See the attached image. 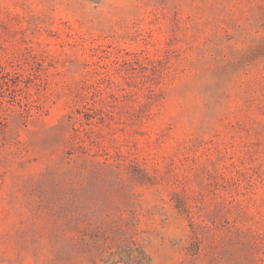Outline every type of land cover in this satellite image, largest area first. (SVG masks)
Instances as JSON below:
<instances>
[{
    "label": "rangeland",
    "instance_id": "rangeland-1",
    "mask_svg": "<svg viewBox=\"0 0 264 264\" xmlns=\"http://www.w3.org/2000/svg\"><path fill=\"white\" fill-rule=\"evenodd\" d=\"M0 264H264V0H0Z\"/></svg>",
    "mask_w": 264,
    "mask_h": 264
}]
</instances>
